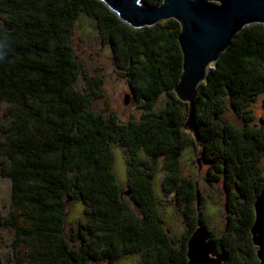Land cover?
Returning <instances> with one entry per match:
<instances>
[{"label":"trees","instance_id":"obj_1","mask_svg":"<svg viewBox=\"0 0 264 264\" xmlns=\"http://www.w3.org/2000/svg\"><path fill=\"white\" fill-rule=\"evenodd\" d=\"M81 12L95 19L141 106L138 118L121 121L106 106H89L103 95L99 75L84 74L87 91L75 87L80 63L69 35ZM179 29L174 18L132 27L100 0H0V175L9 182L3 223L12 231L11 264H117L130 253L137 264H185L197 220L208 228L195 180L179 175L188 146L206 163L204 179L223 186L225 224L216 233L208 228L221 264H255L248 228L254 196L264 188V22L241 26L196 85L197 144L182 127L189 102L173 89L181 70ZM257 97L263 112L252 121L248 106ZM227 107L240 121L224 116ZM110 143L126 152L124 191ZM158 162L165 170L160 187L180 204L186 227L177 242L158 213ZM69 199L82 204V217L65 233Z\"/></svg>","mask_w":264,"mask_h":264},{"label":"rangeland","instance_id":"obj_2","mask_svg":"<svg viewBox=\"0 0 264 264\" xmlns=\"http://www.w3.org/2000/svg\"><path fill=\"white\" fill-rule=\"evenodd\" d=\"M69 43L80 63V72L75 81V87L81 91H87V83L84 74L99 75L102 82L100 84L103 95L93 97L89 106L101 111L105 108L111 109L121 121L136 119L141 113L139 102L134 100L128 83L120 70L113 62V57L107 43L103 42L96 26L95 19L81 12L74 21ZM124 96L127 101L124 102ZM166 98L162 94L157 105ZM228 106V105H227ZM248 112L252 114V121L257 120L262 115L263 106L260 97L255 98L248 106ZM1 113V112H0ZM229 107L224 112V116L232 121H240V115H235ZM112 152V167L116 179L124 191L126 188V152L122 146L110 143ZM264 168V156L261 159ZM206 163L201 159L198 150L191 146L184 148L179 156V175L195 180L199 196L198 207L204 211L208 217V228L213 232H219L226 221V209L224 202L223 186L220 181L214 180L210 183L204 179ZM165 170L159 165L154 174L153 187L158 200V213L162 219L163 226L167 229L174 241H180L185 224L180 213L178 204L171 195H165L160 187L161 179ZM128 200L134 212H138L136 205L128 195L123 194ZM9 182L8 179L0 175V264H11V228L3 223V214L8 208ZM82 217V204L77 199H69L66 205L64 219V232L67 233L69 227L74 225L75 220ZM139 256L134 253L121 255L117 264H137ZM91 264H102L101 260L91 261Z\"/></svg>","mask_w":264,"mask_h":264},{"label":"water","instance_id":"obj_3","mask_svg":"<svg viewBox=\"0 0 264 264\" xmlns=\"http://www.w3.org/2000/svg\"><path fill=\"white\" fill-rule=\"evenodd\" d=\"M100 1L132 27L151 25L165 18L177 20L181 70L173 89L180 99L189 102L182 127L190 130L197 144L196 130L191 124L195 87L203 80L207 66L218 58L241 26L252 21L264 22V0H161L155 5L144 0ZM195 200L198 206L197 190ZM252 206L253 219L248 229L255 247V264H264V188L254 196ZM185 257V264L222 262V253L217 251L208 228L200 220L186 239Z\"/></svg>","mask_w":264,"mask_h":264}]
</instances>
